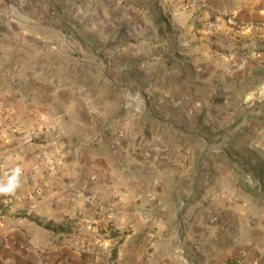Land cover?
Here are the masks:
<instances>
[{
  "label": "crops",
  "instance_id": "1",
  "mask_svg": "<svg viewBox=\"0 0 264 264\" xmlns=\"http://www.w3.org/2000/svg\"><path fill=\"white\" fill-rule=\"evenodd\" d=\"M200 1L0 0V264H264V0Z\"/></svg>",
  "mask_w": 264,
  "mask_h": 264
},
{
  "label": "built area",
  "instance_id": "2",
  "mask_svg": "<svg viewBox=\"0 0 264 264\" xmlns=\"http://www.w3.org/2000/svg\"><path fill=\"white\" fill-rule=\"evenodd\" d=\"M193 2H198V0H192ZM200 3L203 5V7H207L208 6V1L207 0H201ZM37 162H45L49 164V159L48 157L44 154V153H39L37 154ZM29 177L31 179L34 178V173L30 174ZM43 191L41 188L37 189V192H41ZM75 195L76 198L80 199L82 197H84L83 194V190L81 189H76L73 193ZM96 198L92 197V196H87L86 197V202H88L89 204H96ZM114 206L116 207L115 210H117L120 214L123 213L124 211V203L123 201H121L120 198H115L114 200H111L110 204H97L95 206V215H96V219L102 218V217H107L109 214H111V211L113 210ZM84 217V211L82 209H78L76 211V214L73 218H70V221L75 219V218H83ZM105 217V218H106ZM86 219H89V217H87ZM116 229V227L114 226L113 223H111L110 221H108V223L105 225V227L103 228V232L105 234H111L114 230Z\"/></svg>",
  "mask_w": 264,
  "mask_h": 264
},
{
  "label": "clouds",
  "instance_id": "3",
  "mask_svg": "<svg viewBox=\"0 0 264 264\" xmlns=\"http://www.w3.org/2000/svg\"><path fill=\"white\" fill-rule=\"evenodd\" d=\"M19 175H20V170L15 169L7 185H0V195H9L15 192V189L19 186L18 184Z\"/></svg>",
  "mask_w": 264,
  "mask_h": 264
},
{
  "label": "rangeland",
  "instance_id": "4",
  "mask_svg": "<svg viewBox=\"0 0 264 264\" xmlns=\"http://www.w3.org/2000/svg\"><path fill=\"white\" fill-rule=\"evenodd\" d=\"M250 84H251V83H250ZM249 117L251 118V116H248V118H249ZM240 120H241V118H239V119L237 120V122L240 121ZM234 121H235V123H236V120H235V119H234ZM235 123H234V124H235ZM226 131H227V130L224 129V132H226ZM226 133H228V132H226ZM226 135H227V134H226ZM232 142L234 143V141H232ZM231 146H232L233 148H235V149H238V148H239V149H238L239 151L241 150V146L238 145V144L230 145V147H231ZM216 147H217V146H216ZM221 147H222V146L219 145L217 148H221ZM224 148H225V145H224ZM226 149H227V147H226ZM228 152H229V150H228ZM230 157H231V158H236V157L234 156V154L230 155Z\"/></svg>",
  "mask_w": 264,
  "mask_h": 264
},
{
  "label": "trees",
  "instance_id": "5",
  "mask_svg": "<svg viewBox=\"0 0 264 264\" xmlns=\"http://www.w3.org/2000/svg\"><path fill=\"white\" fill-rule=\"evenodd\" d=\"M53 229H57V227H55V226H54V228H53Z\"/></svg>",
  "mask_w": 264,
  "mask_h": 264
}]
</instances>
